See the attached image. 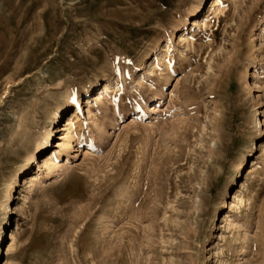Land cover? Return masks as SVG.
Wrapping results in <instances>:
<instances>
[{
    "label": "rangeland",
    "instance_id": "obj_1",
    "mask_svg": "<svg viewBox=\"0 0 264 264\" xmlns=\"http://www.w3.org/2000/svg\"><path fill=\"white\" fill-rule=\"evenodd\" d=\"M212 2L0 0V264H264V0Z\"/></svg>",
    "mask_w": 264,
    "mask_h": 264
},
{
    "label": "bare ground",
    "instance_id": "obj_2",
    "mask_svg": "<svg viewBox=\"0 0 264 264\" xmlns=\"http://www.w3.org/2000/svg\"><path fill=\"white\" fill-rule=\"evenodd\" d=\"M226 1V0H225ZM230 2L232 0H229ZM228 2V1H227ZM223 0H213L212 5L210 7L209 10H212V12L214 11V13L216 14L217 12H220L223 9ZM235 3V2H234ZM232 4V3H231ZM237 5V3H235ZM236 5L235 8H236ZM242 5V4H241ZM212 15V14H211ZM214 15V14H213ZM217 15V14H216ZM208 18L210 17H204L203 20L199 21V20H193L192 24L196 27H201L202 24L203 25H207L208 23ZM199 19V18H198ZM211 19V18H210ZM190 39H189V34L188 33H183L182 35H180L179 37V42L181 43H190ZM172 43V42H171ZM169 45L166 46V50L169 49ZM189 45V44H188ZM189 48V47H188ZM257 75V74H256ZM257 77V76H256ZM257 79V78H256ZM255 81V80H254ZM258 84V83H257ZM255 85V83H254ZM112 85H106L103 88V91L98 93V95L94 96L95 99L92 100L94 102V104L92 106H99V104H102L103 99L105 97L108 98V96H110L109 94L112 93ZM257 86V85H256ZM88 96V95H87ZM92 96V95H91ZM90 98V96H88ZM93 97V96H92ZM87 99V98H86ZM92 99V98H91ZM89 101V100H88ZM82 102V101H81ZM91 104V102H89ZM81 104H80V100H78L77 102V110L74 112H72L68 118L66 119V124L62 127V130H60V132L62 133L59 138H57L59 141L57 142V146L56 148H58V152H52L49 153L47 156H45L42 159V165H40V169L43 170L44 172L50 174L51 172H53L55 170V166H56V158L57 155H60V153L63 151H68V150H73V144L74 142H77V140L81 137V136H85V132H87V129L90 127L88 121H85V119L82 118V110H81ZM84 108V107H83ZM92 111V110H91ZM84 113V112H83ZM92 113V112H91ZM92 120L89 119V122ZM89 130V129H88ZM59 135V134H58ZM87 135V134H86ZM50 137L51 134H48L47 138H45V142L43 144V146L45 147L42 152L47 151L48 149H50ZM52 147V146H51ZM57 153V154H56ZM47 174V175H48ZM42 178V177H41ZM38 181L37 176L35 177L30 176L28 178H26L25 182H26V190L31 189L36 182ZM27 192V191H26ZM234 201L232 202L233 204H235L236 201H239L240 199L237 197V195H234ZM26 198V197H25ZM222 228H224L225 230L227 229H231L232 226H234L233 221L231 219V216L229 214H226L223 222H222ZM221 228V229H222ZM223 229V230H224ZM222 231V230H221ZM16 239V235L14 232L11 233L10 236V241H11V245L9 244L8 246V252H10L12 250V244H14ZM9 241V242H10ZM8 243V242H7ZM193 263V262H192Z\"/></svg>",
    "mask_w": 264,
    "mask_h": 264
}]
</instances>
